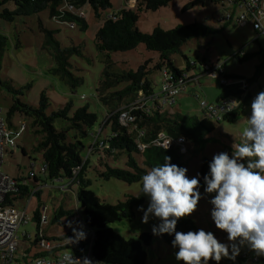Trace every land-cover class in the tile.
I'll list each match as a JSON object with an SVG mask.
<instances>
[{
    "label": "rangeland",
    "instance_id": "rangeland-1",
    "mask_svg": "<svg viewBox=\"0 0 264 264\" xmlns=\"http://www.w3.org/2000/svg\"><path fill=\"white\" fill-rule=\"evenodd\" d=\"M196 1L199 4L191 8H187L190 1L175 0L157 11L143 10L139 14L138 28L143 33L152 34L158 27L171 31L179 26L201 24L216 31L206 37L190 40L172 56V61L181 70H186L188 63H196L191 73L195 74L197 79L185 87V92L177 97L174 105L165 104L163 100L160 102L163 111L203 119L205 116L200 102L217 103L222 88L220 79L207 73L202 62L206 61L214 67L224 65L226 73L243 80H253L257 75L258 67L264 62V36L256 32L251 22L245 27L240 25L239 19L243 10L229 0H193V2ZM136 2V0L133 2L113 0V7L100 13H96L89 5L85 6L81 10L86 14L84 19L87 23L86 30H82L77 23L76 27L72 28L70 24L52 18L50 10L32 16L16 17L14 22L0 19V32L8 37L1 79L10 82V86L18 92L16 95L6 88L0 90V108L3 118L9 122V111L15 100L20 99L23 104L39 108L42 95L46 94L49 99V107L46 111L48 116L69 103L73 104V112L89 105V111L98 116L95 126L98 132L100 124L104 123L106 108L98 99L97 91L107 80L119 79V77L106 76L107 69L111 75H123L136 72L141 66L147 64L151 72L149 79L153 83V91L155 94L160 93L165 81V67L156 68L160 64L159 53L148 51L143 44L128 52L115 53L103 52L97 45L96 35L106 18L124 10H135ZM48 31L55 33L51 36ZM237 54L241 57L246 55L247 59L240 61L235 57ZM126 84L116 85L110 91L122 90ZM251 88L252 93H255L254 96L264 91V71L260 81L254 82ZM253 99L244 103L241 116L233 123L218 122L207 117L213 123L215 131L208 135L204 150L199 151L192 142H189V154L184 157V167L188 169L189 178L199 179L200 168L205 159L211 162L213 156L220 152H227L231 156L232 145L241 141L242 130L246 126L247 117L251 115ZM9 123L17 129L26 125V129L18 139L19 148L7 153L2 166L3 173L26 184L30 195L35 192V189L43 187L39 195L31 198L29 195L15 203V206L22 211L28 208L30 219L28 225H24L19 232L20 241L16 257L23 263L26 258L33 260L34 256L40 253V248L33 246L38 235V221L35 217L37 211L47 215L48 224L44 226V230L50 237L72 234V228L68 227L69 221H72L73 227L78 229L82 225L85 233L87 229L75 196L72 193H66L67 191H61V189L64 190L63 182L45 178L43 154L36 151L42 137L35 134L32 129V120L17 113ZM66 124L65 120L55 121V127L58 130L64 129ZM109 132L108 128L104 130L101 134L102 138ZM85 142L89 149L87 147L83 156L87 157L95 139L90 138ZM23 149L26 150L27 156L23 154ZM100 157L98 154L91 156L92 165L87 176L92 183L89 189L100 198L103 204L116 205L128 197L141 194V183L128 184L117 179L101 178L96 170ZM205 187L206 185L200 183L199 191L202 198L197 210L189 217L199 229L211 231L220 242L229 243L227 233L219 230L211 217L213 205L210 200L215 193H206ZM75 190L76 187H74ZM61 205L72 213L62 219V224H54V210ZM142 207L146 210L148 204ZM140 208L135 210L136 215L133 220H123L109 227L125 240L138 239L144 233L151 234L153 247L147 250L149 264H183L175 258L178 250L169 248L162 235H153L152 227L158 225L160 221L153 216L149 218L148 223H143V211L138 210ZM25 234L30 235L31 239H25ZM242 248L245 249L246 246ZM230 261L225 258L220 261V264H229ZM209 264H216V262L210 260ZM246 264L254 263L248 260Z\"/></svg>",
    "mask_w": 264,
    "mask_h": 264
},
{
    "label": "trees",
    "instance_id": "trees-1",
    "mask_svg": "<svg viewBox=\"0 0 264 264\" xmlns=\"http://www.w3.org/2000/svg\"><path fill=\"white\" fill-rule=\"evenodd\" d=\"M173 1L175 0H138L135 10H124L113 17L106 18L104 25L96 35L99 49L106 53L128 52L143 44L148 51L159 53L160 64L156 68L160 69L164 66V71H169L175 76L192 71L193 64L188 63L186 70H181L172 61V56L178 53L181 47L190 40L206 37L213 34L215 30L201 24H193L179 26L171 31H165L158 27L152 34H146L138 28L140 12L143 10L157 11ZM188 1L190 3L187 8L199 4L197 1ZM65 4L73 5L77 10L89 5L96 13H100L110 10L113 7V0H0V19L14 22L16 17L32 16L50 10L52 18L67 24L74 23L76 25L77 23L82 30H86L85 18L82 19L74 13L60 10ZM48 33L53 36L55 32L48 31ZM7 47L8 37L0 32V90L6 88L18 95V92L10 86V82L1 79ZM235 57L240 61L247 59L246 55L241 57L240 54H237ZM202 64L207 65L206 61H203ZM221 66L224 70V65ZM148 69V65L145 64L136 72L123 75H111L107 69L106 76L119 77V79L107 80L104 86L97 91L98 99L106 108L104 123L100 124L98 132L95 130L98 116L89 111V105L73 112V104L69 103L66 107L48 116L46 111L49 107V99L46 94L42 95L39 108L23 104L20 99L15 100L8 115L9 122L17 113L32 120V129L35 134L42 137L36 151L43 154L44 166L49 174L48 179L63 182V186L66 188L61 191H67L66 193H72L75 196L76 203L84 216V225L94 232L92 258L100 264H149L147 250L153 247V236L144 233L138 239L125 240L109 227L123 220H133L136 215L135 210L149 204V198L141 192L140 195L128 197L116 205L103 204L100 198L89 189L92 183L88 179L87 173L92 165L91 156L98 154L102 157L103 155L96 166L97 173L101 178L117 179L128 184L141 183V177L146 174V171L163 164L166 156L171 157V163L180 167L185 166L184 157L186 155H181L178 149L167 150L154 145V141L159 139L160 135L171 139L184 137L188 143L192 142L201 151L205 149L208 135L215 131L213 123L207 119L208 116L204 112L205 118L198 119L186 117L180 113L172 114L163 111L160 104L161 100H165L163 90L158 94L154 93L153 83L149 79L151 72ZM263 71L264 62L258 67L255 78L245 81L252 86L254 82L260 80ZM226 75L233 79L243 80L227 73ZM196 79V76L191 77L186 80V84L188 85ZM122 83H127L125 88L110 91ZM221 88L218 102L235 98L239 102V106L232 113L216 121L233 123L241 116L244 103L253 97L250 92L245 93L236 87L221 85ZM176 99L174 103H164L174 105ZM136 103L139 104L131 111L135 121L124 125L120 121L123 110L129 109ZM58 119L67 122L66 127L62 130L55 127V121ZM107 128L110 132L102 138L101 134ZM90 138H94L95 142L90 146L87 157H84L83 153L88 147L85 141ZM141 144L146 145L144 150L140 149ZM23 154L27 156L25 149H23ZM209 164L210 160L205 159L200 168L201 185H206L204 176L210 171ZM35 182H37V178H35ZM74 187H76L75 191ZM16 189L12 200L8 201L9 205L18 200H24L30 195L25 184L18 185ZM71 213L61 205L54 210L53 223L62 224V219ZM35 217L39 224L41 212L37 211ZM176 230L188 232L198 231L199 228L191 217H186L178 220ZM162 237L169 248L178 250L171 243L174 234H163ZM261 260L260 264H264V256H261ZM244 261L239 256L236 264H244Z\"/></svg>",
    "mask_w": 264,
    "mask_h": 264
},
{
    "label": "clouds",
    "instance_id": "clouds-1",
    "mask_svg": "<svg viewBox=\"0 0 264 264\" xmlns=\"http://www.w3.org/2000/svg\"><path fill=\"white\" fill-rule=\"evenodd\" d=\"M232 149L231 156L227 152L215 154L204 176L205 192L215 193L210 200L211 217L215 226L227 233L229 243L220 242L204 229L176 230L178 220L191 216L202 198L200 180L189 178L187 168L171 163V157L166 156L163 164L148 169L141 177V191L149 198L147 209H138L143 211L142 222L148 223L154 216L160 223L153 225V235L174 234L171 243L178 248L175 258L183 264H209L210 260L220 264L225 258L235 261L245 246L256 256H264V91L253 99L241 141ZM68 227L73 231V236L67 237L70 245L87 238L82 225L78 229L69 221ZM60 264L94 262L88 257L76 258L70 250Z\"/></svg>",
    "mask_w": 264,
    "mask_h": 264
},
{
    "label": "built area",
    "instance_id": "built-area-1",
    "mask_svg": "<svg viewBox=\"0 0 264 264\" xmlns=\"http://www.w3.org/2000/svg\"><path fill=\"white\" fill-rule=\"evenodd\" d=\"M128 2L133 0H127ZM138 2V0H136ZM230 3L243 10V13L239 19L240 25L244 26L247 23H252L254 29L260 36H264V0H229ZM136 2V3H137ZM61 11H69L71 14H76L78 17L84 19L86 14L76 9L73 5L65 4ZM113 17V16H112ZM72 28H75L74 23L70 24ZM206 72L212 76L220 79L221 85L226 87H236L243 92H250L251 84L245 80H237L230 78L226 75L223 67L218 65L216 67L210 66L209 64L203 65ZM185 72L181 76H175L165 71V81L163 83V94L165 97V103H174L176 97L185 92L187 87L186 80L194 77L195 74ZM255 98V97H253ZM232 101H235L231 103ZM231 103L230 105H228ZM139 103L132 105L129 109L123 110L120 116V121L127 125L130 122H134L135 118L131 115L133 107H136ZM200 106L202 111L214 120H221L224 116L235 111L239 102L235 98L227 99L223 102L209 103L207 101H201ZM230 109V111H229ZM26 129V125H23L20 129L13 127L8 120L2 116V110L0 108V264H60L61 258L67 251H72L76 258L83 259L88 257L94 264H100L94 261L92 258V246L94 240V232L92 229L86 227L87 238L81 240L79 243L70 245L67 237H72L73 234L62 237H50L44 230V226L48 224V218L45 213H41V221L38 224V235L33 246L40 248V253L34 256L35 259L29 260L26 258L21 263L16 255L19 248V232L24 225H28L30 222L28 216V208L22 211L20 208L15 206L16 202H12V205L8 204L9 200H12L13 193L17 191L16 187L20 184L19 180L11 178L2 171V166L5 161V157L9 151H15L19 148L18 139L21 137L23 131ZM172 140V141H171ZM171 144L167 150L173 148L178 149L181 155H188L189 143L184 137L178 139H171L167 136L160 135L159 139L154 141V145L166 149L169 142ZM146 145H140V149L144 150ZM43 174L48 179V172L46 167L43 168ZM26 185V184H25ZM63 189L66 186H62ZM42 188L35 189V192L30 195V198L35 196ZM18 202V201H17ZM24 238L30 240V235L25 234ZM244 259V264L248 260H252L254 264H260L262 262L261 256H256L247 247L240 250V254L237 256L235 261H230L229 264H236L237 259Z\"/></svg>",
    "mask_w": 264,
    "mask_h": 264
},
{
    "label": "crops",
    "instance_id": "crops-1",
    "mask_svg": "<svg viewBox=\"0 0 264 264\" xmlns=\"http://www.w3.org/2000/svg\"><path fill=\"white\" fill-rule=\"evenodd\" d=\"M242 26V25H241ZM246 25H244L243 27H245ZM256 42H258L257 40H255ZM195 65H196V63H194L193 64V69L195 68ZM202 65H204V64H202ZM228 74V73H227ZM228 75H230V74H228ZM230 76H233V75H230ZM236 77V76H235ZM260 81V80H259ZM250 94L252 95V97H255L253 94H255V93H252V88H250ZM241 249H243V248H241Z\"/></svg>",
    "mask_w": 264,
    "mask_h": 264
}]
</instances>
